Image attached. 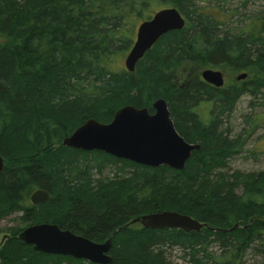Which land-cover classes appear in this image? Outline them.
<instances>
[{"label": "trees", "instance_id": "16d2710c", "mask_svg": "<svg viewBox=\"0 0 264 264\" xmlns=\"http://www.w3.org/2000/svg\"><path fill=\"white\" fill-rule=\"evenodd\" d=\"M201 2L0 0V220L16 215L19 224L1 244L0 264H91L21 243L19 229L37 223L93 241L110 237V264H173V249L188 264H245L249 252L264 264V171L228 165L245 145L228 121L233 107L264 88V12L235 19L230 32L229 11ZM171 7L185 27L159 38L133 73L121 68L118 58L128 54L137 26ZM184 65L199 69L180 86ZM204 69L247 77L215 88L200 79ZM160 98L179 135L200 145L181 171L61 145L87 119L107 124L127 105L152 113ZM249 123L248 134L256 124ZM36 188L50 195L46 203L30 204ZM161 211L206 228L129 225Z\"/></svg>", "mask_w": 264, "mask_h": 264}, {"label": "water", "instance_id": "95a60500", "mask_svg": "<svg viewBox=\"0 0 264 264\" xmlns=\"http://www.w3.org/2000/svg\"><path fill=\"white\" fill-rule=\"evenodd\" d=\"M185 27V19L174 8L155 12L137 29L136 40L125 58L128 72L135 70L136 63L144 54L168 32L180 31ZM201 79L215 88H221L224 77L221 71L206 69ZM246 73L237 79L244 80ZM152 114L146 108L127 105L118 109L108 124L95 119H87L65 141L67 148L85 152L99 151L116 159L128 160L148 167L166 166L182 170L193 152L200 150L198 143L186 142L175 130L164 99L155 100ZM3 162L0 157V172ZM49 194L36 190L30 195L33 205L46 202ZM129 224H140L145 229H177L184 232H198L204 225L178 212L163 211L139 216ZM236 227V225L234 226ZM19 240L33 246L42 254L71 257L92 264H110L111 238L104 243H94L69 231H62L53 224L32 225L24 229Z\"/></svg>", "mask_w": 264, "mask_h": 264}, {"label": "rangeland", "instance_id": "374dc122", "mask_svg": "<svg viewBox=\"0 0 264 264\" xmlns=\"http://www.w3.org/2000/svg\"><path fill=\"white\" fill-rule=\"evenodd\" d=\"M200 6H207L210 9L220 10L217 7H224L225 10L229 11L230 17L226 20L227 28L232 31L233 25L230 24L235 19L246 18L251 13L264 12V0H248L243 6L240 0H201ZM120 60V67H124V59L122 55L118 58ZM122 59V60H121ZM198 67H188L182 66L178 72V82L179 85H183L187 82L188 78L192 73H195ZM203 71V70H202ZM201 71V72H202ZM199 71V74H201ZM225 82L232 81L236 75H227L223 73ZM249 96V97H248ZM207 105L203 103L198 110H202L203 106ZM246 119H249L245 122ZM228 121L231 124L234 133H242L245 139V145L243 147V152L240 156L235 157L228 165L232 170H238L243 172H259L264 171V88L256 95L252 97L251 95H245L241 97L233 107V112L230 115ZM249 121L256 123L255 128L251 133L249 131L248 124ZM247 133V137H246ZM16 215L9 216L5 219L0 220V247L1 239L4 236L10 237L12 230L16 229L19 224L15 221ZM215 253L219 252V249L215 246L212 248ZM182 252L179 249H173L168 255V258L173 264H188L187 260L182 258ZM258 259L250 254H245L242 259V263L245 264H256Z\"/></svg>", "mask_w": 264, "mask_h": 264}, {"label": "bare ground", "instance_id": "6f19581e", "mask_svg": "<svg viewBox=\"0 0 264 264\" xmlns=\"http://www.w3.org/2000/svg\"><path fill=\"white\" fill-rule=\"evenodd\" d=\"M241 73H238V74H236V77L234 78L235 79V81L236 82H239V81H242V80H238L237 79V77L240 75ZM169 116H170V114H169ZM170 119H171V117H170ZM171 121H172V119H171ZM172 123H173V121H172ZM69 136H65L62 140H61V145L63 146V147H66L63 143H64V141L68 138ZM175 171H181V170H175ZM39 253V252H38ZM57 256V255H56ZM62 257V256H61ZM70 258V257H69ZM72 259H74V258H72ZM85 262H88V261H85Z\"/></svg>", "mask_w": 264, "mask_h": 264}, {"label": "flooded vegetation", "instance_id": "af4514ba", "mask_svg": "<svg viewBox=\"0 0 264 264\" xmlns=\"http://www.w3.org/2000/svg\"><path fill=\"white\" fill-rule=\"evenodd\" d=\"M69 149V148H68ZM70 150H75V149H70ZM76 151H79V152H81V153H83L84 151H81V150H76ZM86 153V152H85ZM4 241V239L2 240L1 239V243Z\"/></svg>", "mask_w": 264, "mask_h": 264}]
</instances>
